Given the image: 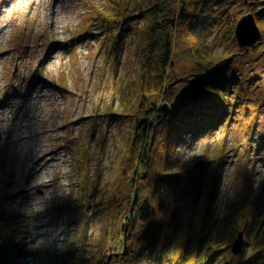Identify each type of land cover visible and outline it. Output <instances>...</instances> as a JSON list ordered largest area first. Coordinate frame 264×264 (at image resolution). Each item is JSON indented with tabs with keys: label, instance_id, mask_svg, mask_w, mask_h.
Wrapping results in <instances>:
<instances>
[{
	"label": "rangeland",
	"instance_id": "374dc122",
	"mask_svg": "<svg viewBox=\"0 0 264 264\" xmlns=\"http://www.w3.org/2000/svg\"><path fill=\"white\" fill-rule=\"evenodd\" d=\"M107 1L116 14L122 16V28L102 29L98 18L90 15L85 28L87 34H78L77 29L87 12L94 11L96 6L104 7L105 0H0V208L6 214H13L11 230H16L17 234L12 240L19 241L7 242V239L2 247L0 245V264H37L35 251L46 236L56 239L48 248L54 258L64 254L63 262L73 259L70 255H73L74 244L69 237L73 236L71 230L75 226L70 219H74L73 211L79 198L76 159L81 145L85 148V163H88L87 191L92 192L89 204L94 211L84 214L88 221L87 237L82 242L83 249L78 251L82 264H94L102 259L104 249L98 244L103 224L99 198L102 188L117 179L116 157L125 148L130 126L129 119L107 113L109 107L126 113L130 104L137 101L134 76L143 63L146 47L145 31H140L139 26L146 20L144 11L149 0ZM257 1L251 7L243 0H198L193 25L199 34L200 49L205 53L220 52L227 14L241 16L253 11L257 13L255 17L264 20V10H261L264 0ZM228 37L231 43L225 50L229 60L223 83L229 93L226 100L229 103L234 100L232 91L237 85L242 86L245 94L244 97L238 94L241 99H236L235 111L226 123L198 137L180 136L175 158L179 162L187 161L188 179L169 183L165 189L177 204L176 221L180 232L193 227L211 178L213 163L206 166L204 172L199 166L192 167L200 160L197 156L205 147L214 146L213 153L217 147L224 151L222 175L212 190L210 210L214 213L226 215L234 205L235 196L245 190L246 168L251 169L249 185L253 188L264 174V160L260 159L264 153V32L255 47L257 52L244 56L240 55L243 50H237L236 40L229 34ZM189 56V51L183 49L172 73L187 74L193 66ZM229 77H233L232 85L226 83ZM41 80L49 85L37 98L39 92L33 85L37 86ZM187 86L184 80L171 84L165 96L167 103L189 105L198 93ZM42 108L46 110L44 123L49 132L35 144L51 155L54 185L48 188L44 199L40 197L43 190L36 188L34 192L39 202L34 203L29 196L16 199L9 194L8 181L24 176L27 161L19 164V151L24 152L26 147L18 143L2 145L8 143L9 135L16 136L19 121H26ZM232 110L230 106V112ZM221 138L224 146L213 145ZM57 147L59 152L55 154ZM143 172L146 176V171ZM116 182H120L118 186L123 189L122 180ZM114 192L110 189L104 196ZM168 197L162 200L163 205H167ZM123 224L124 230L126 221ZM235 235L236 232L232 233L229 239L233 240ZM120 238L123 243V234ZM113 244L114 241L111 247ZM159 246L160 243L154 249ZM1 249L12 252L21 249L23 253L19 257ZM90 253L95 255L92 261L88 260ZM110 254L112 252L105 256ZM154 255L146 254L140 264H154ZM241 257L242 254H233L227 249L219 254L217 261L231 258L234 264ZM18 258L20 261H13Z\"/></svg>",
	"mask_w": 264,
	"mask_h": 264
},
{
	"label": "trees",
	"instance_id": "16d2710c",
	"mask_svg": "<svg viewBox=\"0 0 264 264\" xmlns=\"http://www.w3.org/2000/svg\"><path fill=\"white\" fill-rule=\"evenodd\" d=\"M253 1L255 5L258 2ZM197 3L198 0H149L145 8L146 20L143 26H139V30L145 31L146 36L144 61L142 60L143 63L139 65L140 68L134 76L137 82V101L130 104L128 107L130 110L126 113L112 107L108 108L107 113L109 116L129 119L130 126L125 148L122 154L116 157L117 179L112 185L104 186L100 194L99 200L102 203L99 205L102 209L103 224L98 244H102L104 250L102 259L94 264H102L105 255L110 252H116L118 255L112 256L107 264H127L128 261L140 264L142 257L151 253H155L154 264H233L231 258L218 262L217 257L230 249L232 240L229 238L232 233L239 230L237 228L239 226L243 232V244L238 255L242 254V257L234 264H264V174L253 188L250 186L251 169L246 168L247 183L244 186L246 188L235 196L234 205L230 211L226 215H221L210 210L213 201L212 190L221 178L224 164L222 156L224 151L217 147L213 153V145H223V138L216 141L211 149L205 147L197 156L203 160L202 172L210 163L213 165L210 166L212 173L205 187L204 201L192 228L188 226L182 232L179 231L176 221L177 211H175L177 204L173 197H168V192L165 190L169 183L176 184L188 179L185 169L187 161L179 162L175 158V147L181 139L180 136L189 134L198 137L226 123L235 111L238 102L236 99H241L238 94L241 93L243 97L245 94L242 86L237 85L232 91L234 100L229 103L226 100L229 93L223 86L229 60L225 50L231 43L228 34L233 40L235 39L234 25L240 15L227 14V27L222 29L224 44L220 52L205 53L203 49H200L199 34L194 31L193 25L196 15L194 9ZM103 5L104 7L96 6L94 11L87 12V17L77 29L78 34H87L85 28L88 26L90 15L98 18L102 29L122 28V16L116 14L113 5L107 0ZM261 10L263 11L264 8ZM254 18L264 32V20ZM183 49L189 51L190 63L193 66L181 77L186 76L193 80L192 83L188 82L187 87L191 91H197L198 96L186 106L168 102L170 111L155 127L154 138L150 143L151 127L161 118V104L166 101L165 96L170 87L166 85L173 81L174 76H179L172 72ZM249 50V54L257 52L256 48ZM232 81L233 77H229L226 83L232 85ZM230 106L233 109L231 112ZM79 153L80 156L76 159L80 181L78 183L79 198L73 211L74 219H70V223L75 226L74 230L70 229L74 232L73 236L69 237L71 244H74V251L70 249L73 253L70 257L73 256V259L68 263L63 262L61 257L64 254L60 258H54L52 251L48 248L51 247L52 242H56V239L46 236L41 246L35 251L37 264H47V262L82 264V257L78 250L82 248L88 228L87 217L84 214L87 215L91 211L93 213L94 210L92 204H89L92 198L89 193L92 192L87 191L88 163H85L87 160L85 161V148L82 145ZM260 159L264 160V153ZM173 164L176 165L173 166ZM176 166L178 168H175ZM143 171H146L144 178L141 176ZM120 180L124 185L123 189L118 186L120 182H116ZM211 183L212 186H210ZM110 189L115 192L104 196V193ZM167 197L168 203L163 205L162 200ZM3 211L5 210L0 208V216L3 217V221H0L1 247L7 239V242H19L18 239L12 240L17 234L16 230H11L13 214H6ZM125 221L128 229L125 233L123 249L120 236H122ZM113 241L115 244L111 247ZM158 242L159 248L154 249ZM1 250L6 253L8 251ZM8 253L20 257L23 251L16 249L14 252L9 250ZM88 257V260L92 261L95 255L90 253ZM13 261L20 260L18 258Z\"/></svg>",
	"mask_w": 264,
	"mask_h": 264
},
{
	"label": "bare ground",
	"instance_id": "6f19581e",
	"mask_svg": "<svg viewBox=\"0 0 264 264\" xmlns=\"http://www.w3.org/2000/svg\"><path fill=\"white\" fill-rule=\"evenodd\" d=\"M48 85L49 83L43 80H41L37 86L33 85L34 89L39 92L37 94V98L40 95L41 90ZM36 108L40 110L39 107ZM45 111L46 110L42 108L38 114L34 113V116L30 117L26 121H19L17 123L18 131L17 134H15L16 136L14 137L9 135L8 143L2 145L5 147L6 145L12 146L14 143H18L19 146L21 145L26 147L24 152L21 151V149L19 151V164H24V161H27L23 178H20V180L18 176V179L13 178L8 181V185L10 187L9 194L13 198L19 199L23 196H29L30 199H32V202L38 203L39 199L35 195V189L41 188L43 190L40 197L44 199L46 191L49 190L48 188L54 185V173H51V168L53 166L50 165L52 161V158L50 157L51 155L40 149L37 144H35L38 142L39 138L49 132L46 127V123H44L46 122L44 118L46 114ZM31 141H34L32 143L33 145L31 144ZM58 148L59 147L55 148L54 153L59 152ZM3 152H5V148H3ZM26 157L27 159H25ZM55 157V159H57V156ZM18 166L21 167L20 165Z\"/></svg>",
	"mask_w": 264,
	"mask_h": 264
},
{
	"label": "water",
	"instance_id": "95a60500",
	"mask_svg": "<svg viewBox=\"0 0 264 264\" xmlns=\"http://www.w3.org/2000/svg\"><path fill=\"white\" fill-rule=\"evenodd\" d=\"M245 3H247L248 5H251V7H253L255 5V1L253 0H243ZM255 15L253 13V11H249L246 14L241 15L239 18H237L238 20L236 21L235 25H234V35H235V39L236 43L238 45V48L243 50L240 55L244 56L247 53H249V49L250 48H255L257 45V42L259 41V38H261L262 36V30L261 28H259V25L256 21V18H254ZM37 68V67H36ZM179 80H184L187 81L189 83H192L193 80L189 79L186 76L183 77H177L174 76V80L173 82H171L170 84H168L169 86H171V84L179 81ZM170 111V106H168L166 101H163V103L161 104V118L151 127L152 128V132H151V139H150V143H152L153 138H154V134H155V127H157V125L165 118V116H167V114ZM203 164V160L200 159L199 161H195L192 164V167H201ZM142 178L145 177L144 172L142 173ZM126 229H127V224H125V228L123 230V249L125 248V236H126ZM243 232L242 230H238L236 232V235L234 238H232L233 240L231 241L230 244V252L233 254H238L241 252V248H242V244H243ZM124 253V250L122 252V255ZM118 253H112L110 255H108L106 257V259L104 260V262L102 264H107L108 260L112 257V256H117Z\"/></svg>",
	"mask_w": 264,
	"mask_h": 264
},
{
	"label": "clouds",
	"instance_id": "9594fccd",
	"mask_svg": "<svg viewBox=\"0 0 264 264\" xmlns=\"http://www.w3.org/2000/svg\"><path fill=\"white\" fill-rule=\"evenodd\" d=\"M258 42H259V41H258ZM258 42H257V43H258Z\"/></svg>",
	"mask_w": 264,
	"mask_h": 264
}]
</instances>
